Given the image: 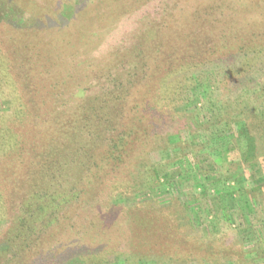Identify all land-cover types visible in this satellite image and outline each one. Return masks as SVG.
<instances>
[{"label":"trees","instance_id":"1","mask_svg":"<svg viewBox=\"0 0 264 264\" xmlns=\"http://www.w3.org/2000/svg\"><path fill=\"white\" fill-rule=\"evenodd\" d=\"M246 2H168V11L134 45L113 52L108 62L85 69L76 80L72 73L77 66L68 57L77 41H84L79 37L64 39L67 44L60 51V43L54 51L40 43L34 58L10 61L16 80L0 77V100L7 101L4 109L0 106V220L10 201L20 214L7 233L9 248L2 263L33 264L65 248L81 255L74 250L78 247L91 260L108 252V243L116 237L119 241L125 228L129 234L138 229L148 235L151 222L139 227L135 217L110 215L109 209L96 206L108 193L115 198L135 190L133 182L142 177L135 162L153 150V143L161 146L167 129L182 117L176 114L180 106L196 87L210 82L211 72L218 76V86L248 78L252 70L264 72V7L253 10ZM121 4L120 11L130 9L129 2ZM179 6L187 7L176 18L173 11ZM118 13L116 9L114 15ZM6 59L0 53V66ZM19 76L31 80L33 92ZM91 78L108 85L87 96L82 90ZM260 87L264 90V84ZM254 115L262 117V112ZM175 116L177 122L171 120ZM151 181L149 177L145 183ZM155 238H145V243L159 251L168 239ZM199 243L183 244L201 252L204 246ZM94 244H100L99 249ZM215 250L205 249L203 256L209 258L204 264L226 259L217 258Z\"/></svg>","mask_w":264,"mask_h":264},{"label":"rangeland","instance_id":"2","mask_svg":"<svg viewBox=\"0 0 264 264\" xmlns=\"http://www.w3.org/2000/svg\"><path fill=\"white\" fill-rule=\"evenodd\" d=\"M98 1L0 0V53L9 59L0 66V77L5 82L16 80L10 73V61L34 58L42 44H49L54 51L60 43V51L67 44L64 39L79 37L90 42L78 40L75 53L67 56L69 63L77 66L71 72L72 80L77 79L85 69L108 62L118 49L134 45L138 36L168 11L166 3L181 0H102L95 5ZM122 1L129 2L130 9L120 11ZM246 1L253 10L254 6L264 7V0H259L261 4ZM182 7L187 6L174 9L176 18L182 14ZM116 9L119 13L115 16ZM59 32L55 40L53 36ZM248 74V78L236 77L218 86V76L211 72L210 82L196 87L180 106L176 114L182 117L167 129L161 146L153 143V150L135 162L134 169H140L138 175L142 176L133 182L137 183L135 190L115 198L105 194L97 204L96 210L109 209L110 215H125L128 220L135 217L139 227L142 222H151L148 235L138 229L135 233L130 229L129 234L125 228L123 237L111 240L109 251L99 253L96 260H89V254L78 247L74 250L81 255L65 248L33 264H204L209 258L203 256L206 248L216 249L217 258H226L220 264L226 260L229 264H264V90L260 87L264 72L252 70ZM20 79L33 92L31 80ZM92 79L84 83L82 93L87 96L108 85ZM0 106L4 109L7 101L0 100ZM258 111L263 118L254 115ZM171 120L177 122L176 116ZM126 175L128 179V172ZM149 177L151 185L145 183ZM6 209L0 220V264L7 257V233L20 214L13 201ZM80 226L76 223V229ZM148 237L151 242L155 237L168 241L156 251L147 247ZM185 240H197L204 248L201 252L190 250L189 245L184 246ZM94 246L97 250L100 244ZM170 247L183 254L177 256Z\"/></svg>","mask_w":264,"mask_h":264}]
</instances>
